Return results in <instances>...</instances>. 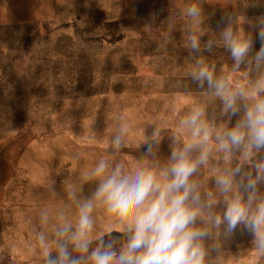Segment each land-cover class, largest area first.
I'll return each mask as SVG.
<instances>
[{
    "label": "rangeland",
    "instance_id": "rangeland-1",
    "mask_svg": "<svg viewBox=\"0 0 264 264\" xmlns=\"http://www.w3.org/2000/svg\"><path fill=\"white\" fill-rule=\"evenodd\" d=\"M191 2L0 0V264L44 263L33 233L41 211L75 210L65 185L108 158L121 122L128 137L118 160L129 167L142 158L151 125L166 122L160 154L167 156L181 116L193 104H208L185 71L187 20L178 16L174 31L166 23ZM199 3L206 17L203 42L217 38L228 13L239 17L234 27L245 33L244 17L264 14V0ZM203 54L230 72L222 47ZM230 75L234 84L246 82L244 70ZM108 227L98 210L93 236ZM112 236L126 239L121 230ZM251 241L237 231L225 256L242 251V259L230 264H264V255L247 251Z\"/></svg>",
    "mask_w": 264,
    "mask_h": 264
},
{
    "label": "clouds",
    "instance_id": "clouds-1",
    "mask_svg": "<svg viewBox=\"0 0 264 264\" xmlns=\"http://www.w3.org/2000/svg\"><path fill=\"white\" fill-rule=\"evenodd\" d=\"M178 16L187 20L185 71L208 104H193L181 116L167 156L160 154L166 122L151 125L142 158L129 167L118 160L128 137L121 122L108 158L65 185L75 210L41 211L33 233L44 264H230L242 259V251L225 256L238 230L252 237L247 251L264 255V14L245 16V33L228 13L217 38L206 42L199 0L168 15L170 31ZM217 46L229 54V73L203 54ZM241 70L246 82L234 84L230 73ZM98 210L109 227L94 237ZM117 230L126 239L117 242Z\"/></svg>",
    "mask_w": 264,
    "mask_h": 264
},
{
    "label": "crops",
    "instance_id": "crops-1",
    "mask_svg": "<svg viewBox=\"0 0 264 264\" xmlns=\"http://www.w3.org/2000/svg\"><path fill=\"white\" fill-rule=\"evenodd\" d=\"M32 261V260H31ZM26 264V263H25ZM42 264H44V263H42Z\"/></svg>",
    "mask_w": 264,
    "mask_h": 264
}]
</instances>
